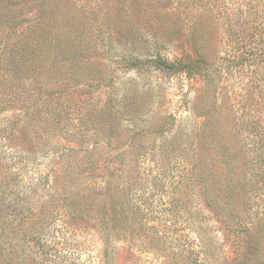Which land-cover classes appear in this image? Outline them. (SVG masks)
Here are the masks:
<instances>
[{
  "label": "rangeland",
  "instance_id": "1",
  "mask_svg": "<svg viewBox=\"0 0 264 264\" xmlns=\"http://www.w3.org/2000/svg\"><path fill=\"white\" fill-rule=\"evenodd\" d=\"M0 264H264V0H0Z\"/></svg>",
  "mask_w": 264,
  "mask_h": 264
},
{
  "label": "trees",
  "instance_id": "2",
  "mask_svg": "<svg viewBox=\"0 0 264 264\" xmlns=\"http://www.w3.org/2000/svg\"><path fill=\"white\" fill-rule=\"evenodd\" d=\"M46 212H47V211H45L44 214H46ZM43 221H44V219H43ZM43 227H44V226H43ZM39 233H40V231H38V233H36V234H39Z\"/></svg>",
  "mask_w": 264,
  "mask_h": 264
}]
</instances>
